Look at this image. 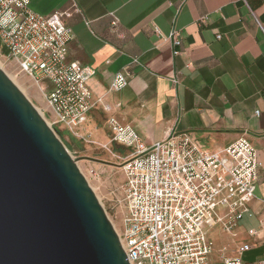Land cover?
<instances>
[{
  "label": "crops",
  "instance_id": "crops-1",
  "mask_svg": "<svg viewBox=\"0 0 264 264\" xmlns=\"http://www.w3.org/2000/svg\"><path fill=\"white\" fill-rule=\"evenodd\" d=\"M30 9L42 17L63 13L73 33L67 60L94 70L87 82L92 130L83 126L84 133L109 142L113 117L147 146L187 135L215 151L247 138L262 163L258 200L233 235L220 233L230 237L220 246L235 257L238 246L249 245L243 259L264 260V0H30ZM110 12L119 18L116 29ZM171 30L180 34L177 57L166 38ZM117 73L128 83L113 92Z\"/></svg>",
  "mask_w": 264,
  "mask_h": 264
},
{
  "label": "built area",
  "instance_id": "built-area-1",
  "mask_svg": "<svg viewBox=\"0 0 264 264\" xmlns=\"http://www.w3.org/2000/svg\"><path fill=\"white\" fill-rule=\"evenodd\" d=\"M109 16L116 29L119 18L114 12ZM63 17L58 11L47 17L35 14L30 0H0V45L6 51L4 59L39 87L52 124L86 142L89 134L82 128L95 106L87 82L94 70L67 60L73 33ZM166 38L172 56L177 57L179 31L171 30ZM172 82L176 84L177 79ZM127 83L126 74L117 73L109 90L120 91ZM107 125L108 144L127 150L123 156H113L120 160L124 176L125 213L116 234L130 264H264V260L243 259L251 250L249 245L238 246L235 257H227L224 246L217 258L212 257L213 228L231 236L244 217L254 215L250 204L258 200L262 163L247 138L215 151L200 148L187 135L169 136L147 146L115 118H109ZM261 204L264 211V201ZM261 225L264 231V220Z\"/></svg>",
  "mask_w": 264,
  "mask_h": 264
},
{
  "label": "water",
  "instance_id": "water-1",
  "mask_svg": "<svg viewBox=\"0 0 264 264\" xmlns=\"http://www.w3.org/2000/svg\"><path fill=\"white\" fill-rule=\"evenodd\" d=\"M0 264H130L76 162L1 68Z\"/></svg>",
  "mask_w": 264,
  "mask_h": 264
},
{
  "label": "rangeland",
  "instance_id": "rangeland-1",
  "mask_svg": "<svg viewBox=\"0 0 264 264\" xmlns=\"http://www.w3.org/2000/svg\"><path fill=\"white\" fill-rule=\"evenodd\" d=\"M0 63L4 73L16 80L24 92L22 93L36 108L45 122L48 125L49 123L51 124V129L54 132L55 129L58 130V134L55 132L57 137L68 150L70 156L86 178L104 209L106 216L114 227V230L120 232L122 228V218L125 213L121 190L124 176L119 168L120 160L116 159L113 155L123 156L127 153V150L114 143L109 145L107 140H97L91 132H88L87 141L84 142L73 138L67 131L57 128L52 124L53 120L49 108L36 83L21 73L13 62L5 60L1 52ZM45 83L46 88H49L47 81H45ZM86 128H90L88 123L84 124V129ZM107 137V139L110 138L109 133H107ZM90 172L93 173L90 174ZM220 233L221 231L218 227L213 228L211 231V237L217 239L213 247L212 256L215 258L218 256V248L222 247L220 246V242H227L230 239V237L228 238ZM228 254L229 248L227 247L225 255L228 256Z\"/></svg>",
  "mask_w": 264,
  "mask_h": 264
},
{
  "label": "bare ground",
  "instance_id": "bare-ground-1",
  "mask_svg": "<svg viewBox=\"0 0 264 264\" xmlns=\"http://www.w3.org/2000/svg\"><path fill=\"white\" fill-rule=\"evenodd\" d=\"M0 68L2 69V65H1V63H0ZM3 70V69H2ZM8 76V75H7ZM8 78L20 89V91L21 92H23L22 91V88L18 85V83L16 82V80H14V78H12V77H9L8 76ZM24 93V92H23Z\"/></svg>",
  "mask_w": 264,
  "mask_h": 264
},
{
  "label": "trees",
  "instance_id": "trees-1",
  "mask_svg": "<svg viewBox=\"0 0 264 264\" xmlns=\"http://www.w3.org/2000/svg\"><path fill=\"white\" fill-rule=\"evenodd\" d=\"M0 52L5 55L6 54V51L1 47L0 45ZM55 132L58 134V130L55 129Z\"/></svg>",
  "mask_w": 264,
  "mask_h": 264
}]
</instances>
